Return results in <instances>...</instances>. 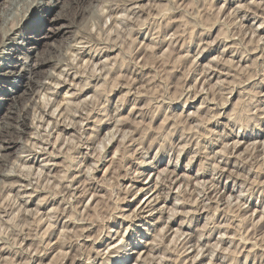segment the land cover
<instances>
[{
  "label": "clouds",
  "instance_id": "9594fccd",
  "mask_svg": "<svg viewBox=\"0 0 264 264\" xmlns=\"http://www.w3.org/2000/svg\"><path fill=\"white\" fill-rule=\"evenodd\" d=\"M248 8H255L264 17V11H261L264 0H259V3L250 0ZM239 11L240 8H236L233 15L225 17L223 21L225 30L229 32L228 38L237 32L249 31L241 29L243 17L235 18V13ZM216 12L213 0H150L148 4L142 3V0H0V27L3 28L0 62L3 57L14 55L21 78L13 79L16 88H9V91L15 93L26 88L21 95H13L14 103L9 115L0 117V264H44L41 257L54 251L44 238V229L59 225L62 218L70 221L76 231L66 232L56 247L68 244L75 250L80 264H133V250L142 246L149 237L152 238L149 247L153 251L159 249L161 253L153 259V264L157 260L161 264H173V261L185 264L182 257L187 255L188 247H194H186L189 240L194 238L199 243L221 229L226 232L223 221L231 223L233 219L239 220L238 210L242 206L236 201L259 192L260 203L264 206V188L253 185L246 178L256 173L259 181L260 174L256 168L259 166L264 171L262 145L255 154L246 153L236 162L243 183L234 185L233 190L237 195L230 203L233 213L237 214L235 217L225 215L221 222H217L216 213L224 204L219 182L225 169L220 165L224 163L227 166L228 161L217 156L215 147L232 136H238L243 127L230 118L227 123L217 121L219 131L213 132L208 128V120L215 118L213 112L221 107L219 99L215 109L206 108L208 119L198 118L189 125L188 117H184L173 125V131L184 128L182 142L173 144L168 128L157 133L149 126L165 111H171L174 99L191 93L184 88L173 96L170 91L172 85L167 80V66L174 57L171 53L161 58L154 51H142L139 43L141 29H147L154 48L163 49L164 44L168 43L175 50V43L168 40L166 35L175 18H181V29L187 36L204 26L207 19L215 22ZM50 20L64 23L65 28L53 43L40 48L44 29ZM261 23L264 24V20ZM13 25L19 30L13 31ZM235 47H247L243 34ZM147 48L148 45L143 46V49ZM261 52L262 56L251 66V72H246L242 81L237 80L238 83L247 82L251 75L257 78L253 88L264 86V49ZM141 55L145 57L144 62H139ZM84 56L88 57L86 68L83 66ZM149 61L155 67L152 76L143 71L144 64ZM46 64L48 71L42 67ZM207 71L204 70L205 76ZM57 73L79 79L72 98L60 112L53 111L58 100L52 97L58 93L48 83H62ZM133 75L139 76L142 83L147 82L150 88L158 91L149 92L151 102L143 110L122 119L120 113L125 103L134 102L127 97L131 95L135 98L137 95L131 87L135 82ZM125 82L128 92L118 100L111 97L113 88L123 89ZM223 87L231 90L228 85ZM85 90L92 93L86 100L81 99ZM221 90L218 87V97ZM41 95L49 97L43 104L39 103ZM165 104L169 105L167 109ZM32 106L37 109L35 115ZM112 125H115L114 131L105 137V128ZM58 132L67 133L59 136V146ZM110 139L117 140L119 153L115 158L111 151L104 152L100 147L102 143L106 146ZM202 140L204 143H201ZM153 141L166 146L161 148L163 156L150 155ZM186 148L191 149L192 155L187 164L182 165L179 155ZM36 153H42L43 157ZM197 156L203 162L198 169L194 163ZM54 157H62L58 166L54 163ZM145 163L153 164L157 170L164 165L171 169L183 167L196 172L197 176L208 173L211 179L191 186L194 180L186 176L173 179L174 172H167L155 188L148 186L155 195L146 191L142 206L129 213L121 205L130 195H137L139 190L122 184L121 179L132 182L144 180L145 173L139 172V169ZM36 164H39V169ZM105 165L111 166L110 172L98 180L97 175L103 172ZM177 179L182 180L183 187L172 199L173 211L170 213L166 205L171 193L176 192L174 185ZM160 184L164 187L160 188ZM102 185L107 189L104 198L97 197L98 206L86 208L85 201L93 192L102 191ZM157 188L159 191H156ZM28 189H32V195L37 192L45 194L37 207L46 202L53 203L56 196H62L60 208L33 219L36 213L28 210ZM188 205L193 206L191 210H187ZM204 209L208 213L206 218L194 215ZM177 214L183 217L180 226L183 228L187 225L188 231L181 233L175 243H169L172 231L161 228V225L171 223ZM261 214L264 215V211ZM201 219L204 224L197 228ZM125 220L128 223L125 224ZM67 226L65 223L64 227ZM246 228L247 225L237 230L240 243L237 240L228 241L229 249H235V254L231 250L223 254L224 249L220 248L222 255L218 256L215 246H206L202 254L207 264H264V240L255 245L261 251L248 254L243 260L238 259L241 245L249 239L244 235ZM89 236L93 237L91 243H88ZM29 237L31 251L24 246V241ZM101 241L104 243L98 251L97 243ZM224 243L222 236L217 239V244ZM5 256L10 259L5 260Z\"/></svg>",
  "mask_w": 264,
  "mask_h": 264
},
{
  "label": "rangeland",
  "instance_id": "374dc122",
  "mask_svg": "<svg viewBox=\"0 0 264 264\" xmlns=\"http://www.w3.org/2000/svg\"><path fill=\"white\" fill-rule=\"evenodd\" d=\"M149 2L150 0H142V3L144 4H148ZM249 2L250 0H213V7L217 9L215 22L207 19L204 26L196 28L193 33L187 36L181 29V18H175L170 30L166 34L168 40H171L175 43V50L170 48L168 43L164 44L163 49L154 48L150 43L151 36L148 34L146 28L141 30L142 35L140 36L139 40L142 51L145 50L143 49V46L148 45L149 47L146 49V51H154L161 58L167 57L169 53H171V55L174 57L171 63L167 66V80L172 85L170 91L172 92L173 96L175 97L178 90L184 88L188 89V92L191 93V95H186L180 97L179 99H174L173 103L170 106L171 111H165L163 115L158 117L155 123L149 125L151 128H154L157 133H160L164 128H168L172 143L176 144L178 142H182L181 138L185 132L184 128L181 127L180 129L173 131V125H175L178 120H183L184 117H188L187 123L189 125H191L198 118L208 119L206 108L215 109L218 99L220 101L221 107L220 109H217L213 112V116L215 118L208 120V128L213 132L219 131V129L216 127L217 121L227 123L230 118H233L234 122L238 121L239 124L243 126L240 128V134L238 136H232L228 140H226L224 144H220L215 147V153L217 154V156L222 157L223 160L228 161L227 166H225L224 163H221L220 165L221 168L225 169L223 178L219 182V188L223 192V196L221 198L223 199L224 204L220 206V210L216 213L217 222H221V218H223L225 215H231L235 217V215L237 214L233 213V205L230 203L237 195V193L233 190L234 185L243 183V181L240 179V171L236 168V162L240 160L241 157H243L246 153L252 152L253 154H255L257 148L264 145V86L253 88V85L256 83L257 78L251 75L248 76L247 82H237V80H243L244 74L246 72H251V66L257 61L259 57L262 56L261 49H264V24L261 23V21L264 20V17L260 16L255 8H248ZM256 2L259 3V0H256ZM238 7H240V11L238 13H235V18L240 19L241 17H243L241 21V29H248L249 31H243L242 33L237 32L234 35H231V38H228L229 32L225 30L223 21L225 20V17H231L234 13V10ZM261 11H264V9H261ZM254 25L255 28L253 29ZM12 27H14V25ZM18 30L19 29H15L14 31ZM241 34H243L244 36L247 47L237 49L235 46L239 43ZM39 47H47V44L40 45ZM245 52H247V55H244ZM72 55L75 56L74 53ZM82 59L84 61L83 66L85 65L84 67L86 68L88 64V57L84 56L82 57ZM144 61L145 57L141 55L139 57V62ZM193 69H195V71ZM205 69H208L206 76L203 74L204 72H202ZM48 70L49 67L44 68V71ZM143 71L148 76H152L155 73V67L149 61L148 63L144 64ZM229 73L231 76L229 75ZM57 78H61V85L55 84L54 81H49L48 83L50 84V86L55 87L58 93V95H54L52 97V99L58 100V103L56 105V108L58 109L55 108L53 111L57 110L58 112H60L62 111L64 105L68 103L72 98V92L75 91L74 86L79 83V79H73L70 76L65 77L62 74H59V76L57 75ZM132 79L135 82L131 85V87L133 91L137 93V95L135 96V98H133V96L131 95L127 97L129 101L134 102L125 103V107L120 113L122 119L129 118V114L131 112L132 115H135L137 112L143 110L146 105L151 102V96L149 95V92L154 93L158 91V89L150 88L147 82L142 83L139 76L133 75ZM72 84L73 86H71ZM223 84L228 85L231 90L229 91L228 88H224ZM218 87L222 89L219 93V97L217 96ZM9 88L10 87H8L7 89L9 90ZM8 90H3L4 94L3 91L0 92V102L1 100L5 99V91L7 92ZM127 92L128 85L125 82L123 89L118 87L113 88L111 97H114L116 100H118ZM91 94L92 93L90 91L85 90V94L82 95L81 99L86 100L89 98V96H91ZM45 96L47 95H41V101L39 100V103L43 104L49 99L48 96ZM204 100H207V105H205ZM135 101L139 102L137 103ZM1 103L5 104V101ZM5 105H7V103ZM7 107L8 106H5L4 110L0 111V117H2V115L3 117L9 115L7 112ZM164 107L165 109H167L169 105L165 104ZM32 111L33 115H35L37 109L32 106ZM141 123L147 122L141 121ZM60 127L62 128L63 125H60ZM114 129L115 125L105 128L104 136L107 137L110 131L113 132ZM128 130L129 129H122V131ZM188 132H191L190 127L188 129ZM61 134L67 135V133H57V146H59V136ZM148 135L151 136L152 133L149 132ZM110 140H108L106 146H104V144L102 143L100 147L104 152L111 151L112 157L115 158V155L119 153V148L116 146L117 140ZM201 143H204V141L202 140ZM162 147L166 146L155 143L153 141L152 152L150 153V155L156 156L157 154H159L163 156L164 153L161 152ZM9 151H11V149ZM116 151H118L117 154H115ZM36 155L41 158L43 157L42 153H36ZM191 155V149L188 148H186L184 152L179 155V159L182 165L187 164V162L191 159ZM53 160L54 163L58 166L62 162V157H54ZM194 163L196 168L198 169L203 162L201 161L200 157L197 156ZM35 166L37 169H39V164H36ZM245 166H247V164ZM110 167V165H105L103 172L97 175V179L100 180L102 179V177L107 176L110 172V169H108ZM142 171L145 173L144 180L132 182L126 181L123 178L121 179L122 184H125L127 186L134 185V187L139 190V193L137 195H130L129 198L126 199L121 205L122 207L127 208L129 213L134 212L135 209L138 208L140 202L144 198L146 199V191L151 194H155V192H152V189L150 190L148 186L152 185L153 188H155L162 177H164L166 172H174L173 179H175L176 177L186 176L189 177V179L194 180V182L198 181V184L211 179V176L208 173H203L197 176L196 172L185 170L183 167L180 169H171L166 168L164 165H160L159 170H157V168L154 167L153 164L151 165V163H145L139 169V172ZM139 172L137 174H139ZM233 172H236L237 176L232 175ZM256 172L260 174L259 181L256 179V173L248 175L246 178L250 180L253 185H259V187L264 188V171H261V168L258 166L256 168ZM53 174H55V172H53ZM150 174L152 176H150ZM158 175L160 176V179ZM198 184L194 183L193 186H196ZM159 187L163 188L164 185L160 184ZM174 187L176 188V192L171 193L169 203L166 205L170 208V213L171 211H173L171 208V201L179 193L180 188L183 187L182 180H176ZM14 191L15 189H13V192ZM156 191H159V188H157ZM30 192L32 193V189L27 190V193L30 196L28 210L36 212V216L33 217V219L37 218L40 215H43L46 212H51L54 209H59L61 206L59 202L63 199V197L56 196L53 203L49 204L46 202L45 204H40L39 207H37L39 200L42 199L45 194L37 192L32 196ZM106 192V188H103V190L100 192H93L90 196L91 198L88 197V199L85 201L84 206L86 208L93 205L98 206L99 200L97 199V197L103 199ZM9 195H11V193H9ZM260 195L261 193L257 192L252 194L250 198L246 197L240 201L235 202L238 205L241 204L242 209H240V207V211L238 210V221L235 219H233L231 223H229L228 221H223L224 225L227 227L228 232L226 231L225 233V231L221 229L216 232L211 238L205 237V239L203 241H200L199 243H197L194 238L189 240L186 247L190 245H194V247H188L187 255L182 257L185 261V264H207V259L202 254V252L205 250V246H217L216 249L218 256L222 255L218 250L220 248L224 249L223 254H227L230 250L235 254V249H229L228 241L237 240V230L243 229L245 225H247V228L244 232V235L249 237V239L247 240L246 244L241 245V251L238 259L243 260L246 255L261 251V249L255 247V245L259 243L260 240H264V217L262 218V216L264 215L261 214V211H264V206H262L260 203ZM160 203L162 204L163 201ZM192 207V205H188L187 210H191ZM194 215L196 217L206 218L208 213L207 210L204 209L199 213H194ZM182 219V216L177 214L171 221V223L167 224L166 226L161 225V228L166 227L171 229L172 239L173 237H176L174 241L171 239L169 243H175L181 233L188 231L187 225L181 228L180 221ZM126 222L128 223L127 220L124 221L125 224ZM65 223H67L68 225L67 228L64 227ZM203 224L204 220L201 219L196 227L200 228L203 226ZM52 227V229L51 226H48L44 229V238L45 240H48L49 244L54 249V251L48 252L43 257H41V259H43L44 261V264H80V260L75 255V250L68 244H65L63 247H56L57 243L61 241L63 237H65L66 232L71 233L76 231L73 224L70 221L62 218L59 225H55ZM53 233H55V235H53ZM85 234H87V232H85ZM175 234L176 236H174ZM221 236L225 240V243L223 245L217 244V239ZM50 237L51 239H49ZM91 238L93 239L92 236H89L88 243H91ZM151 239L152 238L149 237V240L145 241L142 246L133 250V264H136V262H139V264H153V258L161 255L159 249H157L156 251L150 249L148 252L150 255L146 253V255L142 257V253H144V251L141 252L142 247L147 243L149 244ZM103 243V241L97 243L98 251ZM237 243H240V241L237 240ZM218 245L221 247H219ZM24 246H26L29 251H31V237H29L28 240L24 241ZM108 247H110V245H108ZM140 253L141 257H138ZM196 257H198V259ZM4 259L8 260L10 258L5 256ZM16 259L19 258L17 257ZM155 264H161V262L157 260ZM173 264H178V262L173 261Z\"/></svg>",
  "mask_w": 264,
  "mask_h": 264
},
{
  "label": "bare ground",
  "instance_id": "6f19581e",
  "mask_svg": "<svg viewBox=\"0 0 264 264\" xmlns=\"http://www.w3.org/2000/svg\"><path fill=\"white\" fill-rule=\"evenodd\" d=\"M150 3V2H149ZM226 4V3H225ZM239 5V4H238ZM242 6V5H241ZM245 6V5H244ZM243 7V6H242ZM240 8V7H239ZM58 25H60V26H58ZM65 28V24L64 23H58V22H56V21H49V23H48V26H47V28L46 29H44V39L42 40V41H40V44H39V46L40 45H43V44H50V43H53L54 42V40L58 37V35H59V33H61L62 31H63V29ZM15 29H17V28H15V25H14V27H13V31L15 30ZM142 30V29H141ZM3 35V28L2 27H0V36H2ZM149 47V46H148ZM153 48V47H152ZM151 48V49H152ZM146 50V49H145ZM152 51V50H151ZM73 54V53H72ZM75 54V53H74ZM224 54V53H223ZM74 56V55H73ZM219 61V60H218ZM50 63V62H49ZM217 63V62H216ZM85 66V65H84ZM43 68H45V67H48V65L46 64V65H44V66H42ZM211 70V69H210ZM202 72H204V71H202ZM20 73V68L17 66V62H16V60H15V58H14V55L13 56H5V57H3L2 58V62H0V92H2L3 90H8L7 88L8 87H10V88H16V85H14L13 83H12V81H13V79H19V78H21L18 74ZM223 73V72H222ZM228 74V73H227ZM58 76H59V74H57ZM202 75V74H201ZM219 75V74H218ZM229 75H230V73H229ZM224 76V75H223ZM231 76V75H230ZM61 79V78H60ZM63 79V78H62ZM66 81H68V80H66ZM219 81V80H218ZM53 82V81H52ZM222 82H224V81H222ZM24 83H25V85L27 84V81L25 80L24 81ZM51 83V82H50ZM65 83V82H64ZM73 83V82H72ZM221 83V82H220ZM69 84V83H68ZM75 84V83H74ZM52 85V84H51ZM55 85V84H54ZM59 85V84H58ZM61 85V84H60ZM222 85V84H221ZM224 85V84H223ZM71 86H73V84L71 85ZM220 86V85H219ZM69 89V88H68ZM67 89V90H68ZM24 90H26V88L25 89H21V91H17V92H15V93H13V92H10L9 90L6 92L5 91V99L4 100H1V102H3V101H5V104L7 103V105H5V104H2L1 102H0V111H2V110H4V108H5V106H8L7 107V112H8V114H9V112H10V110H11V107H12V104L14 103V101H13V99H12V97H13V95H16V96H19V95H21V92L22 91H24ZM202 90V89H201ZM203 92V91H202ZM201 92V93H202ZM3 94H4V91H3ZM2 95V94H1ZM240 95H242V94H240ZM1 97V96H0ZM45 97H47V96H45ZM1 99V98H0ZM137 99V98H136ZM189 100V99H188ZM41 101V100H40ZM43 101V100H42ZM45 101V100H44ZM205 101V100H204ZM203 101V102H204ZM188 102V101H187ZM12 103V104H11ZM135 105V104H134ZM35 108V107H34ZM138 108V107H137ZM56 109H58V108H56ZM133 110V109H132ZM141 110V109H140ZM57 111V110H56ZM58 112V111H57ZM132 113V112H131ZM2 114V113H1ZM6 114V113H5ZM7 115V114H6ZM264 115V114H263ZM8 116V115H7ZM7 116H4V117H7ZM2 117H3V115H2ZM109 133V132H108ZM110 133H111V131H110ZM112 140H115V139H112ZM236 142V141H235ZM240 142V141H239ZM242 142V141H241ZM108 143V142H107ZM110 143H111V140H110ZM236 144V143H235ZM234 144V145H235ZM242 144V143H241ZM240 145V144H239ZM105 146V145H104ZM254 147V146H253ZM10 150V149H9ZM249 151V150H248ZM117 152L118 151H116L115 152V154H117ZM231 152V151H230ZM116 156V155H115ZM228 156V155H227ZM227 158V157H226ZM57 163V162H56ZM232 163V162H231ZM58 164V163H57ZM149 164V163H148ZM152 165V164H151ZM235 166V165H234ZM108 169H110V168H108ZM165 171V170H164ZM167 171V170H166ZM106 172V171H105ZM107 172H108V170H107ZM143 172V171H142ZM167 173V172H166ZM175 173H176V171H175ZM152 174V173H151ZM150 174V176H152ZM165 174V173H164ZM226 174V173H225ZM228 176V175H227ZM237 176V175H236ZM158 177H159V179H160V176L158 175ZM230 177V176H229ZM150 178V177H149ZM189 178V177H188ZM157 179V178H156ZM178 180V179H177ZM157 181V180H156ZM201 181V180H200ZM143 182V181H142ZM154 182V181H153ZM198 182V181H197ZM197 182H195L196 184H198ZM144 183V182H143ZM181 183V182H180ZM155 185V184H154ZM180 185V184H179ZM178 185V186H179ZM199 185V184H198ZM134 186V185H133ZM193 186V185H192ZM144 188V187H143ZM144 190V189H143ZM143 190H140V191H143ZM151 190V189H150ZM145 191V190H144ZM31 193V192H30ZM153 195H155V194H153ZM33 196V195H32ZM31 196V197H32ZM91 198V197H90ZM231 198V197H230ZM145 199V198H144ZM144 199L140 202V204H139V206L138 207H140V206H142V204H143V202H144ZM222 199V198H221ZM227 199H229V198H227ZM228 201V200H227ZM240 201V200H239ZM162 202V201H161ZM229 202V201H228ZM230 204V203H229ZM244 204V203H243ZM241 205V204H240ZM245 205V204H244ZM159 206V205H158ZM231 206V205H230ZM229 207V206H228ZM169 208V207H168ZM172 208V207H171ZM244 208V207H243ZM240 209H242V207L240 208ZM136 210V209H135ZM169 210H170V208H169ZM173 210V209H172ZM264 210V209H263ZM240 211V210H239ZM247 211V210H246ZM259 211V210H258ZM135 212V211H134ZM172 212V211H171ZM262 212V211H261ZM36 213V212H35ZM254 213V212H253ZM249 214V213H248ZM39 215V214H38ZM254 215V214H253ZM262 216V215H261ZM260 216V217H261ZM264 216H262V218H263ZM183 218V217H182ZM253 218V217H252ZM127 223V222H126ZM51 226V225H50ZM188 227V226H187ZM53 227L51 226V229H52ZM182 228V227H181ZM177 231H179V230H177ZM176 232V231H175ZM228 232V231H227ZM184 233V232H183ZM226 233V232H225ZM224 233V234H225ZM174 234V233H173ZM177 234V233H176ZM176 234L174 235V236H176ZM179 235V234H178ZM225 236V235H224ZM227 236V235H226ZM176 238V237H175ZM174 237H173V241H174V239H175ZM92 239V238H91ZM173 241H171V242H173ZM219 246V245H218ZM201 247V246H200ZM206 247V246H205ZM217 247V246H216ZM219 247H221V246H219ZM199 248V247H198ZM202 248V247H201ZM204 248V247H203ZM151 248L149 247V244L147 243V244H145V246H143L142 247V251L141 252H143L144 251V253H142L143 255H142V257L144 256V255H146V253H148L149 252V250H150ZM203 250V249H202ZM219 250V249H218ZM151 252H152V250H151ZM200 252V251H199ZM154 253V252H153ZM149 254V253H148ZM139 255V254H138ZM150 255V254H149ZM149 255H147V256H149ZM152 256V255H151ZM150 256V257H151ZM196 256V255H195ZM200 256V255H199ZM138 257H141V253H140V255L138 256ZM197 259H198V257H196ZM154 259V258H153ZM140 260H143V259H140ZM191 260V259H190ZM194 260V259H193ZM147 261V260H146ZM194 262V261H193ZM147 263V262H146ZM194 264V263H193Z\"/></svg>",
  "mask_w": 264,
  "mask_h": 264
}]
</instances>
